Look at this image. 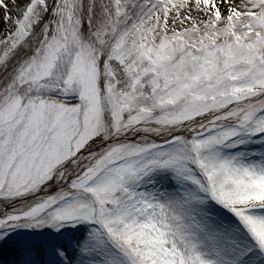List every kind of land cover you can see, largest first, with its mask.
<instances>
[{"label": "snow or ice", "instance_id": "snow-or-ice-1", "mask_svg": "<svg viewBox=\"0 0 264 264\" xmlns=\"http://www.w3.org/2000/svg\"><path fill=\"white\" fill-rule=\"evenodd\" d=\"M0 264H264V0H0Z\"/></svg>", "mask_w": 264, "mask_h": 264}]
</instances>
